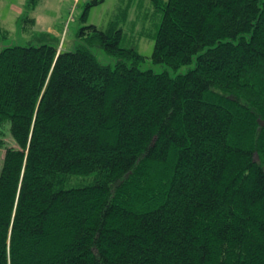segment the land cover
<instances>
[{"label": "trees", "instance_id": "obj_1", "mask_svg": "<svg viewBox=\"0 0 264 264\" xmlns=\"http://www.w3.org/2000/svg\"><path fill=\"white\" fill-rule=\"evenodd\" d=\"M151 2L152 60L174 74L142 70L117 21L72 51L49 34L4 46L0 21V124L17 146L0 264H264V0Z\"/></svg>", "mask_w": 264, "mask_h": 264}, {"label": "rangeland", "instance_id": "obj_2", "mask_svg": "<svg viewBox=\"0 0 264 264\" xmlns=\"http://www.w3.org/2000/svg\"><path fill=\"white\" fill-rule=\"evenodd\" d=\"M0 0V21L7 31L2 45L28 46L45 41L42 34L54 36L59 48L72 51L79 44L78 33L82 28L95 25L105 30L117 21L123 31L122 47H135L147 59L141 69L165 70L176 73L165 65L154 64L152 54L155 35L162 20L151 0ZM87 13L86 19L83 17ZM27 18H33L31 24ZM52 34V35H51ZM58 34V35H57ZM97 59L104 64L115 65L116 60L103 49H94ZM186 67L181 72L186 71ZM0 173L7 148H16L10 132V124H0Z\"/></svg>", "mask_w": 264, "mask_h": 264}, {"label": "water", "instance_id": "obj_3", "mask_svg": "<svg viewBox=\"0 0 264 264\" xmlns=\"http://www.w3.org/2000/svg\"><path fill=\"white\" fill-rule=\"evenodd\" d=\"M261 124H263V121H261Z\"/></svg>", "mask_w": 264, "mask_h": 264}, {"label": "crops", "instance_id": "obj_4", "mask_svg": "<svg viewBox=\"0 0 264 264\" xmlns=\"http://www.w3.org/2000/svg\"><path fill=\"white\" fill-rule=\"evenodd\" d=\"M58 35V34H57Z\"/></svg>", "mask_w": 264, "mask_h": 264}]
</instances>
